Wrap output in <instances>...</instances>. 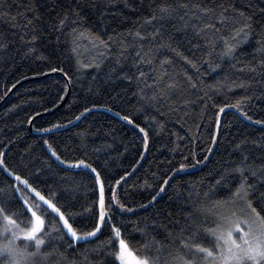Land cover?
<instances>
[{"label": "trees", "instance_id": "trees-1", "mask_svg": "<svg viewBox=\"0 0 264 264\" xmlns=\"http://www.w3.org/2000/svg\"><path fill=\"white\" fill-rule=\"evenodd\" d=\"M0 3V12L6 13L0 15V105L13 90L0 106V151L5 153L9 168L27 174L38 190L50 189L59 196L60 204H68L85 218L91 217L86 210L97 200L93 174L88 169H69L51 154L48 145L62 160L86 159L101 171L106 203L109 185L115 191L116 181H121L116 196L132 211L120 209L113 220L125 226V239L136 255H142L148 245L149 254L159 256V264H178L173 258L181 253L180 238L186 233H181L176 221L181 226L190 224L187 214L191 213L196 223L212 227L217 214L250 212L245 202L232 199V192L245 177L247 184L254 186L249 199L264 215L260 198L264 194V125L254 123L264 120V66L259 64L264 60L260 51L264 47V0ZM183 3L213 9L231 4L251 17L252 32L234 56H226L223 38L239 26L217 23L219 32L199 33L192 25L212 23L213 18L189 20L179 7ZM165 5L175 7L176 12L161 19L160 7ZM31 8L38 10L40 20L33 19ZM73 9L80 12L83 22L56 31L65 13L69 20L75 19ZM153 14L157 19L149 22ZM28 20L33 24L25 27ZM73 27L83 34H73ZM157 29L159 34L153 35ZM34 32L40 38L33 42L30 37ZM109 36L113 40L108 47L100 45L99 40L107 41ZM137 52L144 62L137 59ZM253 67L255 71L250 70ZM140 72L145 73L144 79L138 78ZM172 82L175 89L167 87ZM190 83L197 86L192 88ZM240 83L245 87L235 86ZM153 96L156 98L150 99ZM249 96L252 100H245L242 106L252 121L236 108L218 112V106ZM86 107L92 111L81 116ZM217 119L220 127L215 143ZM136 124L147 132V141ZM241 141L246 143L237 149ZM181 164L183 170H179ZM239 166L245 168L243 176L236 171ZM220 177L224 179L217 185ZM165 180L169 182L164 184ZM11 182L0 171V185ZM218 200L230 202L213 207ZM11 207L15 210L19 203ZM78 227L86 232L93 224L81 219ZM102 232L99 239L81 240L71 248L72 241L67 238L57 241V251L63 257L54 255L42 264H54L58 259L61 264H113V258L106 255L110 249L100 247L107 241V227H102ZM199 242L211 244L203 238Z\"/></svg>", "mask_w": 264, "mask_h": 264}, {"label": "snow or ice", "instance_id": "snow-or-ice-1", "mask_svg": "<svg viewBox=\"0 0 264 264\" xmlns=\"http://www.w3.org/2000/svg\"><path fill=\"white\" fill-rule=\"evenodd\" d=\"M2 6V3H0V7ZM179 7L185 10V15L188 16L189 20L195 18L197 21H202L205 16L213 18L212 23L192 25L199 33L219 32L220 28L216 27L217 23L221 27H227L230 23L239 26L233 28L228 38H223V54L226 56H234L236 49L252 32L251 17H246L243 12H237L231 4L227 7L224 4H220L217 9L204 7L198 3L191 5L183 3ZM29 11L33 13V19L40 20L41 16L37 9L31 8ZM175 12V7L170 5L161 6L160 18L162 19L165 15H171ZM0 15H6V13L0 12ZM71 15L75 19L69 20V14L65 13L64 17L58 20L55 30L62 31L68 25H79L83 22L80 18V12L76 9L72 10ZM237 16L244 17V19H237ZM13 19L15 18L13 17ZM156 19V15L153 14L149 22ZM32 24L33 20H28L25 27ZM72 33L83 34L82 30L76 27L72 28ZM157 34H159L158 29L153 35ZM135 35L139 36L140 33L137 32ZM39 38L34 32L30 37V41L34 42ZM112 40L113 37L109 36L107 41L100 39L99 43L107 48ZM261 43L264 45V40ZM30 51H35V49H30ZM260 51L264 52V47ZM137 59L144 62V57L140 52H137ZM184 59L187 60V57H184ZM165 62L162 61L161 63ZM148 63H151V61H148ZM188 63L192 64V61H188ZM259 64L264 66V60L259 61ZM192 66L195 67L194 64ZM84 67H89V65H84ZM51 70L53 72L57 71L55 68ZM250 70L255 71V68H250ZM59 71L63 72V69H59ZM64 75L67 76V73H64ZM138 78L144 79L145 73L140 72ZM188 80L191 82V77H188ZM190 86L195 88L197 85L190 83ZM235 86L245 87V84L240 83ZM167 87L175 89L177 85L172 82ZM205 96H207L206 93ZM155 98L153 96L150 99ZM245 100L251 101L252 97L241 98L235 104H225L223 107L218 106V112L223 113L226 108H236L245 119L252 121L253 118L248 115L242 106ZM95 107L96 105H93V108ZM91 111V108L86 107L80 115L83 116L84 113ZM79 118V116L76 117V119ZM122 119L128 123H134L128 116H123ZM254 123L264 125V120H257ZM58 127H61V125H53V128ZM135 127L147 141L148 134L145 129L138 124ZM216 127L218 131L220 127L219 119L216 121ZM42 131L49 132L51 129H43ZM243 143H246V141H241L240 144L236 145V148L239 149ZM45 144H47V141H45ZM48 149L57 160L67 165L69 169H88L93 174L97 200L93 201L92 207L86 210L91 212L92 215L87 218L81 217L79 213L73 212L68 204H60L59 196L50 189H44L43 191L48 192L47 196L44 195L43 191L33 186L27 174L22 175L20 172L9 168L4 160L5 153L0 151V171L12 181L11 183L0 185V264H42V262L50 260L54 255L63 257V254L57 251V241L63 242L67 238L72 241V244L68 245L71 248L81 240L99 239L98 234H103L102 227H107L108 238L105 244L100 247L110 249L106 255H110L113 258V264H159V256L150 255L148 245L143 247V254L137 256L130 247L129 241L125 239L127 235L125 226L113 220V215L116 211L125 209L130 212L132 210L127 209L126 205L120 203L111 185H109V197L108 203H106L105 178L102 177L101 171L92 167L86 159L62 160L50 144ZM247 159L248 157L244 156V160L247 161ZM197 163H200V161H197ZM184 168L185 165L181 164L179 170ZM236 171L243 176L245 168L239 166ZM120 179L123 180L124 177ZM223 179L224 177H220L216 181L217 185ZM119 183L120 181H116V184ZM163 183L167 184L168 181L165 180ZM253 190L254 186L248 185L245 177L235 191L232 192L233 200L238 198L246 203L247 208L251 212V217L236 216L235 213L230 216L217 214L216 220L212 221V227L196 223L192 219L191 213L186 215V219L190 221V224L181 226L179 221H176L181 233H186V235H182L180 238L181 253L173 259L178 261V264H264V215H261V212L253 206L252 200L249 199L250 192ZM163 191L164 188L161 187L160 192ZM160 192L157 193V196ZM260 198L264 200V194H261ZM155 200L156 196H153L152 201ZM229 202L228 200H218L213 207H223ZM17 203H19V208L14 210L11 205ZM109 206L112 207V211H106ZM81 219H89L92 222L91 231H80L78 225ZM189 228H191V231H189ZM202 238L210 240V246H205L199 242ZM44 248L49 250L44 251ZM54 264H61V261L58 259Z\"/></svg>", "mask_w": 264, "mask_h": 264}, {"label": "water", "instance_id": "water-1", "mask_svg": "<svg viewBox=\"0 0 264 264\" xmlns=\"http://www.w3.org/2000/svg\"><path fill=\"white\" fill-rule=\"evenodd\" d=\"M17 87V86H16ZM13 91V90H12ZM12 91L6 96V98L5 99H7V97L12 93ZM5 99L3 100V102L5 101ZM65 101V100H64ZM2 102V103H3ZM2 103H1V105H2ZM64 103V102H63ZM0 105V106H1ZM222 115V114H221ZM80 119V118H79ZM79 119H77V121L79 120ZM217 135H218V131H217V133H216V136H215V143H216V140H217ZM214 143V144H215ZM214 149V148H213ZM212 152H213V150H212ZM212 152H211V154H210V156H209V158L207 159V162H208V160L210 159V157H211V155H212ZM145 155H146V153H145ZM144 159V158H143ZM142 162H143V160L141 161V163L133 170V172L131 173V174H133V173H135L139 168H140V166H141V164H142ZM206 162V163H207ZM130 174V175H131ZM171 179V178H170ZM121 182V181H120ZM169 182V181H168ZM120 184V183H119ZM118 184V185H119ZM118 185L116 186V189H115V193H116V190H117V187H118ZM165 187H166V185L164 186V189H165ZM153 202H151L150 204H152Z\"/></svg>", "mask_w": 264, "mask_h": 264}, {"label": "rangeland", "instance_id": "rangeland-1", "mask_svg": "<svg viewBox=\"0 0 264 264\" xmlns=\"http://www.w3.org/2000/svg\"><path fill=\"white\" fill-rule=\"evenodd\" d=\"M235 214H236V216H241V217H243V216L251 217V213L249 211H246L245 213L244 212H238V213H235Z\"/></svg>", "mask_w": 264, "mask_h": 264}]
</instances>
